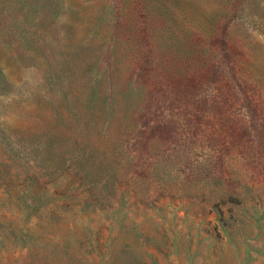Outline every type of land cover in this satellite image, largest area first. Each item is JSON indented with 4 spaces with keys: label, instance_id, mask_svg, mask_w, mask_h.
Segmentation results:
<instances>
[{
    "label": "rangeland",
    "instance_id": "rangeland-1",
    "mask_svg": "<svg viewBox=\"0 0 264 264\" xmlns=\"http://www.w3.org/2000/svg\"><path fill=\"white\" fill-rule=\"evenodd\" d=\"M228 1L0 0V264H264V92L232 76L264 23Z\"/></svg>",
    "mask_w": 264,
    "mask_h": 264
},
{
    "label": "trees",
    "instance_id": "trees-1",
    "mask_svg": "<svg viewBox=\"0 0 264 264\" xmlns=\"http://www.w3.org/2000/svg\"><path fill=\"white\" fill-rule=\"evenodd\" d=\"M226 7L228 9V12L231 14L229 17L236 18L237 25H244L247 20H253L256 22H263L264 23V3L261 0H230L226 2ZM228 16V15H227ZM218 31H214V35L211 38L212 42L210 44V50L209 54L211 58H208L206 62H204L202 65L205 67L207 71L211 69L210 67L215 66L217 62H219V59H221V51L220 44L218 39ZM223 45L226 47L227 45L231 46V39L228 37L227 39H223ZM230 51V50H229ZM232 76L235 77L237 80L243 82L244 84L250 86V88H253L255 91L263 93L264 92V74H254L251 71L242 69L240 74L237 76L236 72L232 73ZM230 78V76H229ZM232 81V79H230ZM240 82V83H241ZM229 90V91H235L234 87L230 85H226V87L223 89V91ZM48 145L45 141H43L41 138L37 137L34 142L30 143V146L36 147L37 149H45V147ZM50 145V144H49ZM23 149H26V145H22ZM13 159L14 163H4L2 165L3 172H5V176L8 178H14L17 177V173H13V169L15 168V165L17 163H20L18 159ZM36 160V158H35ZM23 163H21L22 165ZM42 163L40 161H37L35 165H33L26 173L27 178H31L34 181L35 188L37 189H44V191L48 190V185L51 183V178L54 177L52 174H46V172H39L37 170H33V168L37 166H42ZM44 168V167H41ZM47 177V178H46Z\"/></svg>",
    "mask_w": 264,
    "mask_h": 264
}]
</instances>
